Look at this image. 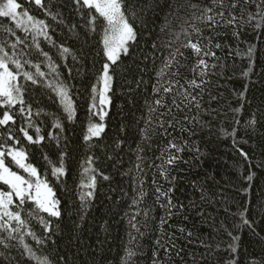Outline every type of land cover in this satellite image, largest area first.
<instances>
[{"label": "trees", "instance_id": "1", "mask_svg": "<svg viewBox=\"0 0 264 264\" xmlns=\"http://www.w3.org/2000/svg\"><path fill=\"white\" fill-rule=\"evenodd\" d=\"M16 2L21 5L18 12L26 10L48 26L51 41L41 38L39 47L69 88L76 113L69 121L43 81L34 85L20 78L31 120L19 112L21 105L12 108L16 123L0 127V145L26 154L24 163L53 190L60 211L57 220L37 214L32 204L16 209L28 230L43 241L38 245L22 231L25 245L48 264H264V25L257 29L247 22V16L264 9V3L241 2L233 9L228 7L231 0H223L224 7L213 8V14L223 11L224 18L213 27L199 20L204 15L201 9L212 8L213 0H122L136 40L127 45L128 55L120 54L111 65L105 131L86 143L89 124L101 123L89 108L93 88L102 91L99 77L108 63L103 47L107 23L97 17L95 25L89 24L94 10L77 8L73 0H45L55 19L28 0ZM229 13L238 17L236 27L226 22ZM0 25L25 40L20 49L24 57L48 74L49 61L37 51L33 37L16 30L7 18H0ZM189 38L215 54L204 58L215 65L204 76L192 71L196 57L191 50L180 47ZM4 40L15 42L0 32V43ZM62 48L71 55L63 56ZM177 48L184 53L176 57L182 66L169 72L179 75L158 79ZM249 49L254 50L251 57ZM10 70L15 74L11 66ZM24 71L35 69L25 66ZM47 79L53 81L56 75ZM192 80L202 88L189 87ZM170 81L177 88L166 94L161 83ZM185 91L199 107L184 97ZM158 100L164 107L156 105ZM5 111L9 109L0 108V117ZM21 128L43 142L29 144ZM8 135L18 143L14 145ZM173 143L183 150L169 151ZM174 154L178 159L169 166ZM61 157L66 174L58 181L52 169L60 165ZM5 163L17 175L32 179L10 159ZM93 178L94 191L81 188ZM0 191L10 189L0 184ZM87 192L91 199L82 201ZM169 199L171 211L162 206ZM14 203L19 202L14 198ZM40 218L50 225L48 231ZM18 239L6 241L7 248L0 246V264H36Z\"/></svg>", "mask_w": 264, "mask_h": 264}, {"label": "snow or ice", "instance_id": "2", "mask_svg": "<svg viewBox=\"0 0 264 264\" xmlns=\"http://www.w3.org/2000/svg\"><path fill=\"white\" fill-rule=\"evenodd\" d=\"M29 3H33L36 7L45 10V15L51 16L52 19H55V16L47 11V6L45 0H28ZM52 2V0H50ZM250 4L252 0H231L228 7L236 9L239 8L240 3ZM73 3L77 8L94 10L95 15L90 13L89 24L95 25L97 17L103 18L107 23V30L103 38V47L104 55L108 61L103 66L102 73L99 77V81L103 85L102 92H98L96 88H93V102L89 108L90 113L94 117H98L101 121L100 124H89L88 135L85 138V142H89L92 139H99L101 134L105 131L103 125V120L107 116V112L104 109L111 103L108 99L107 93L111 90V81L112 77L109 75L111 71V65H115L119 60L120 54L128 55L129 43H135L136 33L133 31V28L130 26L128 20L125 16V5L122 0H73ZM261 3H264V0H261ZM215 7H224L223 0H213L212 8H204L201 11L204 13L202 17H199L201 22L207 23L216 27L220 20L224 18V12L221 11L218 16L213 14V8ZM21 9V5L16 2V0H0V18H7L12 24H15L16 30H19L27 35L33 37V45L36 47L37 51L41 53L46 60L49 61L48 74H45L40 70V65L32 64L25 57L23 52H21V47L25 44V40L16 37L14 30L7 28L6 26L0 25V32L7 33L10 36L14 37L15 42L10 43L8 40H4L3 43H0V108H7L9 111H5L0 117V127L7 128L9 124H15L16 121L13 119L11 114V109L15 108L17 105H21L19 112L21 114H27L26 118L31 120V109L24 107L23 100V89L22 84L20 83V78L23 77L24 81L31 82L32 84H37L38 79L43 81V87L49 88L53 94L57 97L60 102L61 107L63 108L65 114L69 118V121L75 119V107L72 103V99L69 95V88L67 85L63 84L59 80L57 73L56 65L51 63V58L44 53L40 47L38 41L42 38L43 40L50 42L51 37L48 36V26L43 22L36 20L34 17L30 16L28 11L18 12ZM238 17L232 13H229L226 22L232 27H236V21ZM242 19V18H241ZM247 22L249 24H254L257 29L264 25V9H261L254 14L247 16ZM92 31H95L93 28ZM193 31L199 35V32L193 27ZM185 36H188V32H184ZM179 40V36L176 37ZM6 46V47H5ZM180 47L190 49L191 53L196 57V65L192 69L194 72H198L199 76H204L206 70L209 67H215V65H208L205 61V57L212 55L205 51V47L202 46L199 41L193 42L190 38L187 43H183ZM219 48L220 45H215ZM12 49L11 53L7 49ZM253 49H249L248 56L251 57ZM60 52L63 56L71 55V52L67 48L60 49ZM183 56L184 53L180 51L179 48L175 49L172 52L170 58H168L164 65L161 67L160 75L158 79H161L164 76L172 75L178 76L179 73L176 71L169 72L170 69L181 67L182 65L176 59L177 56ZM10 66L15 70V74L10 70ZM28 66L34 68L35 72H26L24 67ZM251 69H249L250 71ZM47 75H56V79L50 81L47 79ZM247 77L248 73L244 74ZM189 87L202 88L201 84H197L195 80L187 82ZM161 87L166 94H172L173 89L177 88V83L169 82L167 85L161 83ZM157 94H160L159 92ZM186 99H189L190 103L195 102L196 106L199 107V103L194 101L193 98L185 91L182 93ZM97 97L99 99L97 100ZM242 98V97H241ZM158 107H164L161 101H156ZM99 109V110H98ZM155 109H153L154 111ZM166 114V113H165ZM250 123L254 124L255 121ZM161 127L164 125L161 124ZM28 127H32L31 124ZM57 128H60L59 123L56 124ZM168 127H173L172 124H169ZM39 133V129H36ZM24 138L28 141L29 144H39L43 142V138L39 135L35 140L28 135V132L21 128ZM235 133H231L234 135ZM148 137L146 136L145 139ZM8 140L12 141L13 144H17L18 141L13 140L12 135H8ZM169 151L174 153H179L183 149L178 147L175 143L169 146ZM247 159L245 153H240ZM10 159L14 164L27 173L28 177L32 179H26L16 173L12 172L8 166H6L5 160ZM27 159L26 154L22 150H17L11 147H4L0 145V184L6 185L10 191L4 192L0 191V234H4V238L0 239V246L7 248L9 245L6 241H13L18 239V243L24 248V252L27 254V258L36 262V264H48L46 259H41L36 256L33 250L25 245L23 240V235L31 236L36 243L42 244L43 241L37 239V237L28 230L27 221L24 220L20 214V211L16 209H23L25 204L34 205L35 211L37 214L46 213L50 217H54L57 220L60 218L59 211V201L55 200V193L49 187V185L41 180L37 174L35 168L30 165H26L24 161ZM178 159L177 155H173L170 160L167 161V164L170 166L175 163ZM91 161H89L90 163ZM54 177L59 181L60 178L65 176V169L63 164V157H61V163L58 167H53L52 169ZM91 171V170H90ZM161 176L166 177V172H161ZM105 180L108 177H104ZM252 180V176L248 177V181ZM95 179L93 178L91 182L87 185L81 184V188H92L94 191ZM141 199L143 198V193L140 194ZM92 193L87 192L81 195V200L85 201V198L91 199ZM18 201L19 203H14ZM168 207V210L171 211L172 201L169 199L167 205H162ZM33 219H37V216H34L31 212L28 213ZM135 216H139L140 213L136 212ZM147 215V213H145ZM243 219V216L241 217ZM131 222V221H130ZM164 221H162L163 223ZM41 226L44 227L45 231H48L50 225L40 218ZM244 224H249L248 220L244 219ZM250 226V225H249ZM133 227L136 225L133 223ZM139 231V229H136ZM23 231V235L21 232ZM189 235H191L189 233ZM233 240H238V237H233ZM159 243V241L157 242ZM231 250L235 252V246H230ZM167 251V249H165ZM134 255V253L129 252V256Z\"/></svg>", "mask_w": 264, "mask_h": 264}, {"label": "rangeland", "instance_id": "3", "mask_svg": "<svg viewBox=\"0 0 264 264\" xmlns=\"http://www.w3.org/2000/svg\"><path fill=\"white\" fill-rule=\"evenodd\" d=\"M100 85H102V83L100 82ZM102 90H103V86H102ZM98 92H102L101 91V87L98 89ZM99 99V97H97V100Z\"/></svg>", "mask_w": 264, "mask_h": 264}]
</instances>
